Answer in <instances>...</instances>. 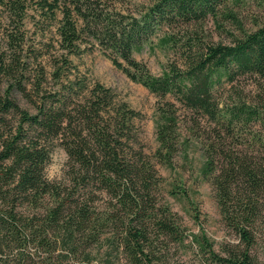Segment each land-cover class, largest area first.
I'll return each instance as SVG.
<instances>
[{
	"label": "trees",
	"instance_id": "1",
	"mask_svg": "<svg viewBox=\"0 0 264 264\" xmlns=\"http://www.w3.org/2000/svg\"><path fill=\"white\" fill-rule=\"evenodd\" d=\"M232 1L246 0H149L137 14L109 0H0L16 21L0 52V264H173L172 248L193 245L202 253L198 264H258L253 249L264 218V0H255L260 15L252 27L229 42L178 29L208 17L233 23L236 13L226 10ZM29 3L56 21L65 57L52 72L55 79L70 64L69 55L96 44L158 97L152 155L158 162H172L188 139H181L180 127H186L200 144L202 174L237 243L217 251L200 233L186 244L181 217L157 196L160 176L134 123L139 112L110 87L77 78L54 93H41L40 80L28 88L21 27ZM163 28L178 29L163 37L176 60L153 75L133 53ZM244 76L253 79V94L232 88L217 96L223 82ZM15 92L35 112L22 107ZM54 141L67 154L64 180L45 174Z\"/></svg>",
	"mask_w": 264,
	"mask_h": 264
},
{
	"label": "rangeland",
	"instance_id": "2",
	"mask_svg": "<svg viewBox=\"0 0 264 264\" xmlns=\"http://www.w3.org/2000/svg\"><path fill=\"white\" fill-rule=\"evenodd\" d=\"M122 10H130L137 14L149 0H109ZM225 8H223L224 10ZM233 10L236 19L233 23L218 17H208L202 22L180 27L179 30L197 31L211 41L229 42L232 34H239L241 29H249L253 25L255 16L260 15V10L255 0H246L242 3L232 1L226 10ZM16 21L10 20L7 12L0 6V52L6 48L5 32L14 30ZM178 29L163 28L150 42L134 52L137 60L147 64L153 75H161L166 71L169 62L176 60V56L164 41V32H177ZM21 31L25 32L23 45V59L28 64L27 72L31 83L41 81V93H54L67 79H83L88 85L100 82L110 87L119 101H125L130 107L139 112V117L134 119L139 140L145 152L150 154L151 161L160 176L159 194L160 202L169 206L176 212L185 226L188 237L186 244H190L191 235L204 234L213 244L215 250L220 251L223 244L238 242L236 235L227 229L222 221L218 204L210 182L202 174L204 156L199 142L191 137L186 127H180L181 139L188 138L179 146L172 162L163 164L153 157V152L158 146L156 130L158 113L156 105L158 97L142 84L132 81L96 45L82 43L85 49L68 56L70 64L61 68V78L52 76L54 68L63 66V51L59 48L56 34V21L44 17L37 9V5L29 3L23 18ZM70 66V67H69ZM233 86V87H232ZM235 88L246 96L254 93L253 79L248 76L240 77L233 83L223 82L216 94L223 98L228 90ZM40 93V94H41ZM19 104L35 112L34 104L26 100L18 92L14 93ZM179 112H182L181 110ZM67 154L64 148L54 141L50 160L45 167V174L52 180H64L67 171ZM257 241L254 252L258 255V264H264V218L259 221L256 232ZM196 251L193 245L187 249L175 247L169 251L173 264H198L202 253ZM203 264H209L206 260Z\"/></svg>",
	"mask_w": 264,
	"mask_h": 264
}]
</instances>
